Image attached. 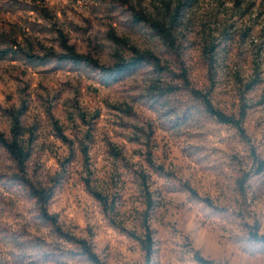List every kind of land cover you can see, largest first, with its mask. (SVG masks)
<instances>
[{
	"label": "rangeland",
	"instance_id": "374dc122",
	"mask_svg": "<svg viewBox=\"0 0 264 264\" xmlns=\"http://www.w3.org/2000/svg\"><path fill=\"white\" fill-rule=\"evenodd\" d=\"M133 10L167 23L175 46ZM64 37L104 64L138 50L167 69L144 62L104 85L90 66L24 53L62 52ZM4 49L0 129L12 138L21 111L31 156L21 170L0 144V264H94L25 176L52 190L49 211L103 264H264V0H0ZM194 90L245 110L243 129Z\"/></svg>",
	"mask_w": 264,
	"mask_h": 264
},
{
	"label": "trees",
	"instance_id": "16d2710c",
	"mask_svg": "<svg viewBox=\"0 0 264 264\" xmlns=\"http://www.w3.org/2000/svg\"><path fill=\"white\" fill-rule=\"evenodd\" d=\"M111 1H118L125 4L129 3V0H111ZM181 2L176 7L175 14H177ZM133 17L135 21L144 22L151 26V28L159 34L162 38H164L170 45L175 46V34L173 30L168 26L167 23L163 22L160 19L151 18L147 14L139 10H133ZM113 38L117 42H121V38L113 36ZM122 42H125L122 40ZM63 51L62 52H55V51H48L42 55L36 54L33 52H24L26 57L29 61L35 64H45L50 59H58L59 61H67L71 62L74 65H87L90 66L100 73L101 81L104 85H111L121 79L126 73L132 71L133 69L137 68L144 62H152L154 65L160 70L165 71L167 69L161 63L160 58L155 55L153 52L146 51H136L135 55L129 59H123L114 64H104L101 63L100 60L89 53H83L76 49V47L71 44L67 38H63L61 42ZM11 50L4 49L0 50L1 53L7 54ZM17 51V50H14ZM209 66L210 70L213 71L214 68V58L211 55L209 58ZM195 93L203 99L206 109L214 116H216L220 121L225 123H230L237 126L239 129H243V120L246 116V111L243 110L241 117L237 118L234 115L227 114L224 111L218 109L212 103L209 95L207 93L202 92L201 90H194ZM21 111L17 112L16 110L11 111L12 115V138L7 136V134L0 129V144L5 146L14 159L17 161L18 166L21 170L25 169V165L27 160L31 156V150L29 145L25 144L21 139L22 135V121H21ZM26 184L30 187L34 196H36L38 202L41 204L42 213L45 218L50 220L57 226V229L63 233L68 239L75 241L76 243L80 244L85 253L88 255L90 260L94 264H103L98 256V254L94 251L91 244L88 243L86 239L78 238L73 234H69L65 232L59 224L58 216L54 213H51L48 209V204L53 196L52 190L47 189L45 187L36 186L32 183L30 178L24 177L23 178ZM100 199H103V196L100 193L94 192ZM256 239L264 241V234L258 235L256 234ZM144 246L147 250L148 258L151 257L153 253V239H152V231L150 227L147 228V234L144 239ZM199 260L205 263H211V260L203 257L198 256Z\"/></svg>",
	"mask_w": 264,
	"mask_h": 264
}]
</instances>
